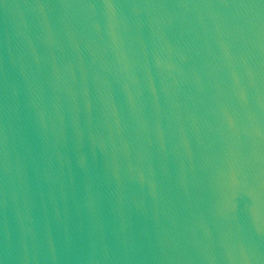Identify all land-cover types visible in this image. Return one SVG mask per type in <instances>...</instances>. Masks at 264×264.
I'll use <instances>...</instances> for the list:
<instances>
[{"label": "water", "instance_id": "water-1", "mask_svg": "<svg viewBox=\"0 0 264 264\" xmlns=\"http://www.w3.org/2000/svg\"><path fill=\"white\" fill-rule=\"evenodd\" d=\"M0 264H264V0H0Z\"/></svg>", "mask_w": 264, "mask_h": 264}]
</instances>
